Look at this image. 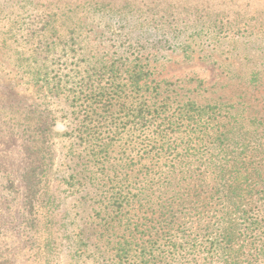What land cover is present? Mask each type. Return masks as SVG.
Listing matches in <instances>:
<instances>
[{"label": "rangeland", "instance_id": "1", "mask_svg": "<svg viewBox=\"0 0 264 264\" xmlns=\"http://www.w3.org/2000/svg\"><path fill=\"white\" fill-rule=\"evenodd\" d=\"M47 35L59 43V55L50 59L44 57ZM63 50L71 57L64 71L69 76L79 52L106 54L105 62L138 56L155 82L151 85H160L173 105L218 106L224 122L234 118L231 151L237 143L263 147L264 0H0V264H128L119 261L117 250L132 241L131 234L139 238L142 232L146 244L140 245L149 264H221V255L210 253L212 245L203 238L205 227L221 215L219 201L209 204L213 181L207 193L201 190V198L191 193L196 210L210 215L199 222L180 220L191 229L188 238L175 241L163 233L164 225L147 219L151 206L142 210L137 198L135 205L118 211L110 204L108 188L89 187L86 181L72 188L70 181L62 182L78 169L79 143L65 136L78 122L66 98L41 88L33 76L46 65L61 68ZM46 108L56 118L52 129L62 160L54 167L50 191L38 190L30 215L22 183L28 168L24 150L29 125ZM221 127L216 135L224 131ZM193 143L202 149L219 145L211 138ZM119 152L111 156L122 163ZM257 163L264 168V152ZM121 178L123 186L136 179ZM190 184L197 182H186L188 191ZM170 198L160 197L164 202Z\"/></svg>", "mask_w": 264, "mask_h": 264}, {"label": "trees", "instance_id": "2", "mask_svg": "<svg viewBox=\"0 0 264 264\" xmlns=\"http://www.w3.org/2000/svg\"><path fill=\"white\" fill-rule=\"evenodd\" d=\"M44 44L47 46L45 58L59 55V43L54 36H45ZM63 51L59 57L61 68L52 70L51 65H46L43 72L33 76L37 84L43 83L41 88L50 89L51 93L57 91L66 98L78 122V128L65 135L79 143L78 169L68 178H62V182L69 184L70 181L72 188H77L82 181L89 187L108 188L107 192L112 195L110 204L118 211L125 205H135L137 198L142 210L151 206L152 217L147 219L164 225L163 233H169L175 241L188 238L191 228L187 222H199L210 215L206 210H196L191 193L201 198V190L206 192L213 181L215 193L209 204L219 201L222 209L216 224L205 227L204 242L212 245L209 252L221 255V264H264V168L257 163L264 146L237 143L231 151L232 144L236 143L234 118L228 116L229 122H224L223 111L218 106H199L193 102L173 105L160 85L152 86L155 82L149 80L150 72L138 56L135 60L127 56L124 60L116 57L105 62L106 54L99 57L79 52L73 57L75 67L69 70L73 73L69 76L64 71L72 65L68 62L71 57ZM45 111L29 125L24 150L28 168L22 183L30 215L38 190L50 191L54 167L62 160L52 129L56 118L48 108ZM221 126H225L224 131L220 129L216 135L215 129ZM206 138L217 140L219 145L211 149L192 145L195 139L205 141ZM116 149H120L122 163L111 156ZM122 175L136 179L129 186H123ZM189 181L197 184H190L193 188L188 191V185L184 184ZM12 189L17 187L13 184ZM68 191L72 190L62 192ZM147 194L149 197H144ZM165 194L171 195L167 202L160 199ZM153 198L160 201L154 202ZM139 220L142 219L139 217ZM180 220L188 221L184 224ZM142 233L139 238L131 234L132 241L119 246L120 262L150 263L147 250L140 245L146 244L143 238L146 232ZM128 246L130 250L126 249ZM137 247L142 249L140 254ZM249 247L253 248L250 252L246 251ZM181 253L178 251V255Z\"/></svg>", "mask_w": 264, "mask_h": 264}]
</instances>
